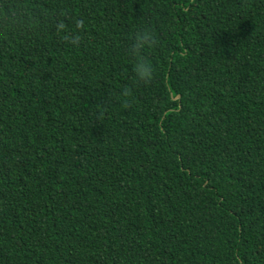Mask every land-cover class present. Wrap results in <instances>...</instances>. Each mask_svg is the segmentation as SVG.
Returning <instances> with one entry per match:
<instances>
[{
  "label": "trees",
  "instance_id": "trees-1",
  "mask_svg": "<svg viewBox=\"0 0 264 264\" xmlns=\"http://www.w3.org/2000/svg\"><path fill=\"white\" fill-rule=\"evenodd\" d=\"M240 262L264 264V0H0V264Z\"/></svg>",
  "mask_w": 264,
  "mask_h": 264
},
{
  "label": "clouds",
  "instance_id": "clouds-1",
  "mask_svg": "<svg viewBox=\"0 0 264 264\" xmlns=\"http://www.w3.org/2000/svg\"><path fill=\"white\" fill-rule=\"evenodd\" d=\"M65 15L66 14L64 12L59 13L60 17H64ZM74 23L76 31L69 30L65 20L61 18L55 22V29L58 34H63L62 38L64 41L78 46L81 41L79 30L84 28V21L81 19H76ZM158 43V37L152 27L145 24L135 31L133 42L129 47L130 54L135 57V83H143L144 85H148L153 80L154 66L151 60L145 55V50L155 48ZM132 96V89L125 86L118 98L123 108L127 109L132 106ZM102 117L103 112H98L96 115V120L99 121ZM240 264H242V262H240Z\"/></svg>",
  "mask_w": 264,
  "mask_h": 264
}]
</instances>
